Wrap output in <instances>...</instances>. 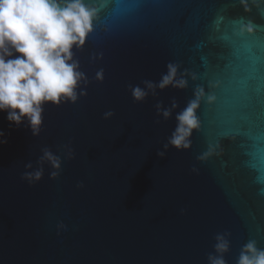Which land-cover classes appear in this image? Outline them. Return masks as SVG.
Returning a JSON list of instances; mask_svg holds the SVG:
<instances>
[{
  "label": "water",
  "instance_id": "1",
  "mask_svg": "<svg viewBox=\"0 0 264 264\" xmlns=\"http://www.w3.org/2000/svg\"><path fill=\"white\" fill-rule=\"evenodd\" d=\"M84 3L77 100L45 103L39 135L0 112V264H237L249 241L264 249V0ZM170 63L186 85L147 88ZM197 96L199 127L177 149Z\"/></svg>",
  "mask_w": 264,
  "mask_h": 264
},
{
  "label": "clouds",
  "instance_id": "2",
  "mask_svg": "<svg viewBox=\"0 0 264 264\" xmlns=\"http://www.w3.org/2000/svg\"><path fill=\"white\" fill-rule=\"evenodd\" d=\"M95 14L84 0H0V112H6L10 125L19 127L27 120L32 134L39 135L45 103L59 105L62 100L73 103L77 100L76 88L84 76L78 71V62L73 60L72 49L84 45L92 31ZM177 71V66L170 63L158 85L151 81L144 83L149 89L170 85L183 88L186 81L176 79ZM97 78L102 79V71ZM130 88L136 101H142L147 95L138 85ZM198 105L199 96L177 114V127L169 140L173 147L187 149L190 146L188 138L199 127ZM170 114L169 110L163 113L165 118ZM112 115L109 111L105 118ZM4 135L0 131V137ZM4 143L7 139H0V144ZM70 158H74L71 152ZM42 159L56 169L51 174L56 178L60 158L45 149ZM42 175V170H37L24 173L22 179L32 184ZM216 240V251L227 252L229 243L224 236L217 235ZM209 261L210 264H226L222 255L210 256ZM237 264H264V249H258L255 241H249L241 250Z\"/></svg>",
  "mask_w": 264,
  "mask_h": 264
}]
</instances>
